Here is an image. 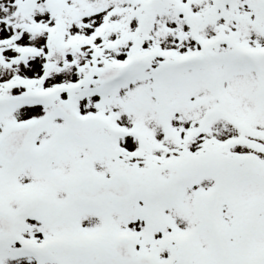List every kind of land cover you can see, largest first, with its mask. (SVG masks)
Wrapping results in <instances>:
<instances>
[{"label":"snow or ice","instance_id":"snow-or-ice-1","mask_svg":"<svg viewBox=\"0 0 264 264\" xmlns=\"http://www.w3.org/2000/svg\"><path fill=\"white\" fill-rule=\"evenodd\" d=\"M0 264H264V0H0Z\"/></svg>","mask_w":264,"mask_h":264}]
</instances>
